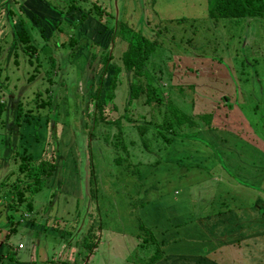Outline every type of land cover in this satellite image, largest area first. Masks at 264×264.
Masks as SVG:
<instances>
[{"label": "rangeland", "instance_id": "1", "mask_svg": "<svg viewBox=\"0 0 264 264\" xmlns=\"http://www.w3.org/2000/svg\"><path fill=\"white\" fill-rule=\"evenodd\" d=\"M68 1H72L76 6L67 14L62 10L64 15H59L60 8L64 9L66 3L69 4ZM96 1L101 4L103 2L110 8L114 7L112 10L115 16L119 17L118 19H123V5L125 4L129 15L126 18L130 24L129 26H133L136 30V22L140 20H148L152 23L149 25L144 24L145 32L144 30L142 32L145 34L146 32L150 34L148 29L152 25L155 27L156 22H159L160 27L165 24H175L166 20L162 21L157 14L153 13L152 7L148 8L149 0ZM182 2L181 5L184 7L188 18L178 27H176V24L173 27L168 25L176 35L173 36L174 33H169L165 36L167 38V41L164 42L166 47L160 46L155 49L148 62H146L150 69V76L166 85V88L160 89L163 96H168L167 94L170 93L168 92L171 89L169 85H179L176 91L178 96H181V99H179L182 101L180 106L183 110L189 107L187 111L192 113L195 110L190 106L196 105V102L199 104L201 98H206L205 95L209 94L211 103L197 109L199 111L209 108L215 110V112H209L207 115H200L204 125L217 127L220 130L214 131V134L221 137L220 141L222 143L226 140L224 147H232V144L237 141L235 136L228 134L226 131H221V128L231 127V129H227L233 131L232 134L238 132L239 137L245 138L244 140L249 144L247 146L250 148L249 154L252 157L256 158L260 155L264 159V21H261L258 25L253 24L252 28L247 27L238 34L236 33L237 30L230 28V23L218 22L214 18L206 16V0H183ZM43 3L46 5H43ZM26 4L29 5L30 9L33 8V13H41L46 18L40 16L41 20L38 23L33 22L29 17L25 19L21 8H27ZM91 5V0H43L42 2L41 0H0V26L9 25L10 16L17 15V18L22 16L33 42L42 47L41 50L43 49L44 53L39 59L42 62L47 61L49 54H53L58 56L62 63L57 72L53 70L55 83L50 87L51 91H49L48 96L50 102L46 108L39 109H36V101L40 103L41 99H47V93L44 89L48 87L49 82L44 79V73H39L37 78L29 81L28 77L33 70V66L29 67L27 64H24L22 68L13 66L12 56L9 62L4 61L1 64L5 65L4 71L10 77L8 82H5L9 91V96L7 95L9 99L6 98L8 107L14 108L18 98L21 97L26 109H32L34 116H24V120L29 119V122L23 121L22 127L15 126L12 119H7L5 128H0V153L5 155L0 159V184L6 181L10 171L18 170L17 163H12L13 160L9 156L16 150L19 152V156H29L31 159L36 160L41 158L43 153L45 154L52 149L59 151L57 153L56 169L51 175L45 177L46 184L43 190L32 195L35 207L33 212L24 211L23 216L19 218L14 207L9 206L10 199L16 201L13 191L8 192L9 187L15 181L14 177L8 179L5 186H0V208L5 205L0 210V240L4 242L0 246L1 254L14 253L10 235L15 232L8 235L11 222L19 220V226L21 227L25 223V217H27L29 227L35 228L38 226L34 229V234L28 232L34 236L35 240H38L39 235L36 231L41 232L43 229L42 234L49 237V242L56 244L64 241L65 247H68L67 244L71 240L81 236L93 223H99L102 238L97 242L98 248L88 264H133V262L142 264L147 260L143 250L139 246H133L135 236L138 237L136 231H139L141 224H144L142 215H139V212L137 213L140 204L138 192L139 190L141 192L142 184L137 177V173L143 168L138 166V159L142 163H146L153 161L156 156H161L160 153H154L161 140L159 137L154 139V134L150 132L151 129L143 137L140 135L137 125H145L151 119L150 108L146 104H142V98L127 104L128 96H125V99L120 97V94L125 92V88L123 90L121 88L122 84L116 90L115 101L121 113L124 105L128 106L127 111L131 121L123 119L120 126L117 123H109L104 128L97 127L94 129V136L92 137L83 128L81 115L87 110V106H89L88 113L92 112L93 102H89L88 98L81 102L82 99L80 100L76 95L77 89L89 93L91 82L95 83L99 76L97 65L101 54L103 55L109 51V53H113L115 58L117 57L115 54H118L117 49L120 51V46L115 43L117 38L113 43L115 47L111 46V51L108 49L109 45H112L110 43L111 32L105 26L108 22L115 25L116 18H109V20L106 16H103L102 19L96 18L97 15L94 10L90 9L88 11ZM174 7L175 5L172 4L171 8ZM176 8L179 9L177 6ZM11 11H14L15 14H12ZM203 13L205 14L204 17L202 16ZM82 15L86 17L81 20ZM48 16L49 18H47ZM189 17L197 19L192 21ZM15 24L13 28L16 30L19 26L17 22ZM116 30V35L122 33L120 28ZM241 32L243 33L240 34ZM52 33H56L58 39ZM235 33L237 37L235 39L231 38L235 36ZM70 35L77 39V47H74L77 48V52L71 62L68 61L69 56L66 55L70 53L68 46L63 45V42ZM190 36H195L194 45L191 48L187 45V38ZM200 45L203 46L201 49H199ZM124 48L125 45L121 50ZM106 49L108 50L106 51ZM92 53L95 58L91 57ZM127 54L130 55V52ZM248 56L251 58H248ZM240 57L244 59L246 57L252 63V66L239 64ZM167 58L171 63H168ZM193 61L202 63V67L205 69L208 63L211 64L210 69L212 71H220L216 66L218 62L222 64L224 71H228L224 74L229 78H226V76L214 78V74L202 71V67L197 66ZM113 70L112 67V70H109L107 74H113ZM160 70L164 71L162 79L159 76ZM197 73L198 76L196 77ZM122 74H125V72ZM192 78L198 79V84L194 83L196 86L193 84V87H191L189 84L183 83V80L186 81V79ZM229 79H232V82ZM244 79H247V81H244ZM93 85L94 88L98 86L97 83ZM176 91L172 89V92ZM38 92H41V95L36 97L35 94ZM170 98L173 102L172 97ZM238 101L243 103L241 111L244 113V119H247V123L240 114L232 117L235 110L234 106ZM46 112H48V118L45 115ZM105 112L108 113L107 118L110 120L119 115L118 111L113 110L112 102L106 105ZM153 114L159 119L162 117V115L157 114V110ZM46 119H48V123H46ZM237 119H241L243 122L236 124ZM61 126L63 131L60 133ZM10 128L13 129V133L9 132ZM18 130L19 134L16 133ZM58 134H61L60 137H58ZM47 136L49 145L46 146L44 144ZM205 136L207 135L205 134ZM63 137H65L64 142ZM130 140H135V143L131 145ZM65 141L67 142L65 143ZM143 141H147V146L143 145ZM68 148H71L69 149L70 152L67 151ZM144 149L151 152H142ZM72 158H75V160H72ZM89 160L92 161L95 169L92 174L95 175L94 179L97 181L96 187L99 193L96 201L94 197L91 199L90 195V188L94 189L95 186L89 181ZM196 162L205 164L207 160L203 162L195 160ZM263 164L262 161L261 170H263ZM7 167H9V171L4 176ZM201 168L204 167L201 166ZM199 172L201 173L199 178L194 177V174L197 173L195 171L187 176L179 175L178 179L168 182L172 185H179L181 181L193 183L194 180L199 181L205 175L201 171ZM211 172L213 179H217V177L219 179L217 189V192L220 193V195L218 194L220 196L219 200L225 199L234 206L235 204L239 206L246 203L244 207L255 206L256 200L258 206L264 203L256 193V190H260V197L264 200V179L263 184H261L260 179L256 180V184L254 182L255 190L251 193L242 194L241 199L232 200V196H229L231 194L228 188L229 182L227 184L223 181L224 173L220 165L216 163ZM163 173L161 172V176ZM20 175L22 176V174ZM151 176L148 174L144 177L148 188L150 181H152ZM94 179L93 183L95 182ZM121 189L123 191H120ZM52 192L54 194L51 195ZM38 194L47 195L45 199L37 200ZM191 198L194 199L193 196ZM22 205L20 209H22ZM191 205H193L192 202ZM260 209H254V212L258 215L257 232L259 233L257 236L264 234V225L261 223L263 218H259V215L264 217V214ZM262 209L264 210V206ZM52 225L57 228V233L51 229L50 226ZM80 228V235H78ZM61 230L64 232L62 233L64 237L66 233L69 235L72 232L69 240L60 236ZM74 235L75 238L73 239ZM260 241L257 242L259 248L261 247L260 244L263 243ZM22 245V243L18 244V248H21ZM71 245L80 248L81 252L82 250L85 251L81 242L77 243L74 240ZM3 249L6 250L3 251ZM113 250L117 255L109 257L110 253L108 251ZM134 250L135 252H133ZM252 253L257 252L253 251ZM250 260L253 261V258H250Z\"/></svg>", "mask_w": 264, "mask_h": 264}, {"label": "crops", "instance_id": "2", "mask_svg": "<svg viewBox=\"0 0 264 264\" xmlns=\"http://www.w3.org/2000/svg\"><path fill=\"white\" fill-rule=\"evenodd\" d=\"M248 58L251 57L248 56ZM168 63L171 62L168 61ZM194 63L200 67L203 65L198 62ZM240 63L241 60H239ZM221 65L218 62L216 63L220 71H212L210 69L211 64L209 65V63L206 69L202 67L201 70L211 72L214 74V78L218 76L229 78L225 75L228 71H224ZM163 75L164 71L160 70L159 76L161 79ZM195 76L197 77L198 73ZM155 80L157 79L155 78ZM229 80L232 82V79ZM195 82L198 84V79L183 80V83L189 85ZM194 86L196 85L194 84ZM208 95H205L206 98H201L199 104L196 102V105H192L193 110H195V112H191L193 115H207L209 112H215L211 108L207 110L201 109L202 111L197 110L199 107L203 108L208 103H211ZM241 101L235 102L236 106H234L235 110L232 113V117L240 114L244 119V113L241 111V105H243ZM244 120L247 123V119ZM242 122L243 120L237 119L236 124ZM227 128L231 129V127L226 126L223 129L221 128V131H226L228 134L235 136L237 140L232 144V147L223 146L226 140L222 143L220 141L221 137L218 134H214V131H220L217 127L207 126L203 123L199 128L192 127L185 129V131H188L187 133L185 131L176 132L175 135L171 136L168 144L165 141L163 142V139L159 141L158 146L161 144L162 148L160 147L161 149H159L157 147L154 153H160L161 156H156L153 161L142 163L138 159V166H142L143 168L137 173V177L142 182L141 192L140 190L138 192L140 204L137 213L139 212V215H142L144 223L142 225L145 230L147 229L152 233L154 241L152 247L144 243L141 245V242L147 236L141 228H139V231H136L138 237L135 236L133 246H139L147 258L145 263L142 264H264V234L257 236L259 233L257 232L258 215L254 212V209L258 210L261 208L260 211L264 214V210L262 209L264 203L258 206L256 200L255 206L249 205L244 207L246 203L239 206L235 204L234 206L225 199L219 200L220 193L217 192L219 179L218 177L217 179H213L211 172V169L218 163L224 173L223 181L227 184L229 182L228 188L231 191L229 196H232V200L241 199L242 194L251 193L255 190L253 184L254 182L255 184L257 183V179H260V182L262 181L261 184H263L264 167L261 170V162H264V159L260 155L256 158L252 157L249 154L250 148L247 147L249 144L244 140L245 138L239 137L238 132L232 134L233 131ZM223 138L226 139L225 136ZM245 144L247 145L245 146ZM144 151L151 152L145 149L142 150V152ZM4 156L3 153H0V159ZM9 156L13 160L12 163L15 164V160L18 159L17 156L14 153H11ZM195 160L199 162L207 160V163H195ZM201 166L204 168H201ZM198 170L205 174L199 181L194 180L193 183L181 181L179 185H172L168 182L178 179L179 175L187 176L195 171L197 173L194 174V177L199 178L201 173ZM8 171L9 167L6 168L4 176ZM161 172H164L162 176ZM148 174L152 175L153 181H150L149 188L144 178ZM163 187L165 188L163 189ZM258 191L256 190V193L259 195L258 198L264 202L260 197V190ZM46 195L38 194L36 199H45ZM240 199L239 201H241ZM191 202L193 205H191ZM32 205L35 208L33 201ZM4 207L5 205L1 208ZM17 214L21 218L18 212ZM259 218H263L261 223L264 225V217L259 215ZM25 219V223L21 227L18 221L14 234L10 235L8 233L11 236L12 246H14L12 251L14 253L7 252L1 254L0 250V264H88L91 262L98 244L92 250L83 245L82 242L86 239L89 229L86 228L87 230L81 236H78L77 239H74L77 233L73 237L77 243L81 242L82 248L84 247L85 251L83 252L82 250L81 252L80 248H75L74 245H71L74 240H71L67 244L68 247H65L64 241L56 244L49 242V237L42 234L43 229L41 232L36 231L39 235L38 240H35L32 234L35 233L34 229L38 226L35 228L29 227L27 217ZM93 224L95 226L94 234L96 235L99 232L98 239L100 240L102 238L101 230L99 229L98 231L97 224ZM50 227L53 232L57 233L55 225ZM29 231L32 234L28 233ZM80 231L81 228L78 231V235H80ZM62 233L64 232L61 230L60 236L64 237ZM5 234L7 235L6 232ZM71 234L72 232L69 235L66 233L64 238L69 240ZM148 238L151 240V237L148 236ZM259 240L263 242L260 244V248L257 244ZM0 241L1 246L4 242ZM20 243L23 245L21 248H18V244ZM257 249L259 250L257 251ZM253 251L257 253H252ZM108 252L110 256L106 255L109 257L117 255L115 254V250ZM152 256L156 258L154 261L151 259ZM250 258H253V261ZM133 264H137V262H133Z\"/></svg>", "mask_w": 264, "mask_h": 264}, {"label": "trees", "instance_id": "3", "mask_svg": "<svg viewBox=\"0 0 264 264\" xmlns=\"http://www.w3.org/2000/svg\"><path fill=\"white\" fill-rule=\"evenodd\" d=\"M42 1L43 0H41V2ZM157 1L160 4L156 3ZM182 1L183 0H149L148 8L151 6L153 12L157 14V16L162 21L166 20L169 23L174 22L176 24V27H178L182 22L186 20V18H188L185 13L184 7L181 5L183 4ZM206 1V16L208 18H214L218 22L223 21L230 23V28H233V30H237L236 33L240 32L241 30L247 27L250 29L252 28L253 24L258 25V23L264 21V0ZM68 2L69 4L66 3L64 9L60 8L61 11L59 12V15L63 16L64 13H69L76 6L74 3H72V1ZM155 3L156 5H154ZM91 4L92 5L91 7H89L88 11H90V9L94 10L95 14L97 15L96 18L102 19L103 16L108 17L107 20H109V18H116L115 25L110 24L108 22V24H105V26L106 29L111 32L110 43L112 45H109L108 49H110L111 51V46H113V48L115 47L113 43L117 38V41L115 43L120 46V51L117 49L118 54H115V56H117L115 58L113 53H109V51L107 53L105 52V54L103 55L101 54V58L99 59L97 65V71L99 70V76L96 79L95 83L91 82L89 93L77 89L76 95L78 98H80V100L82 99L81 102H83L85 98H88L89 102H93L92 112L88 113L89 106H87V110H85V112L81 115V118L83 119V128L85 129V131L88 132L89 136H94L93 131L97 127L104 128L109 123H117L118 126H120L121 121L123 122V119H125V121H131L127 111L128 106L124 105L123 112L121 113L119 112L117 102L115 101L116 90L121 84V88L122 90L125 88V92H120V97L125 99V96H128L127 104H131L133 100H138L142 98V104H146L150 108L152 116L151 119L148 120L145 125H137L140 131V135L142 137L151 129L150 132L154 134V139L159 137L160 140L163 139V142L165 141V143L168 144L171 139V136L175 135L176 132L179 133L181 131H185V129L187 128L201 127V124H203L204 122L201 119L200 115H193L190 111H187L189 110V107H186V110H183L181 108L180 104L182 103V101L179 100L181 99V96H178V92L176 91V89L179 88V85H169L171 89L168 92L170 93L167 94L168 96H163V93H160V89L162 90L163 88H166V85L161 83L159 80L156 81L154 77L150 76V69L146 65V62H148L150 56L152 55L155 49H158V47L160 46L166 47L164 45V42L167 41V38L165 36H167L169 33H174L172 32L173 29L170 26L173 27L175 24H165L160 27L161 25H159V22H156L155 27H153V25L152 27H149L148 32L150 34H147V32L145 34V25H149L152 23H150V21L148 20H140L139 22H136V30L133 26H129L130 24L127 22L126 19L127 17H129V15L127 14V7L125 6V4L123 5V19H118L119 17L115 16L114 11L112 10V8L114 9V7L110 8L106 4H103V2L101 4L98 3L96 0H93V2L91 0ZM172 4L175 5L174 8H171ZM43 5L46 4L43 3ZM176 6L179 7L180 10L177 9ZM62 10L64 11V13H62ZM21 12L25 19L29 17V19L33 20V22L35 23H38L41 20V17L46 18L41 13H33V8L30 9L29 5H27V8H21ZM11 13L15 14L14 11H11ZM52 16L54 17L55 15ZM202 16L204 17L205 14L203 13ZM85 17V15H82L81 20ZM16 18L17 15H14L12 17L10 16V21H8L9 25L0 26L1 129L5 128L7 119H12V122L15 126L22 127L23 121H26V123L29 122V119L24 120V116H34L32 109H26V105L24 104V101L21 97L18 98L14 108L8 107V102L6 101V98L9 99V91L5 82H8L10 77L4 71L5 65L1 64L4 61L9 62L12 56L13 66H18L19 68L24 67V64H27L29 67L33 66V70L30 72L28 77L29 81H33L35 78H37L39 73H44V79L49 82L48 87L44 89V91L47 93V99H41L40 103L36 101V109L46 108L47 104L50 102V98H48L49 91H51L50 87H52V85L55 83L53 79V70L54 72H57L62 64L60 62V58L53 54H49L48 60L42 62L39 59L40 56H42V54L44 53L43 49L41 50L42 47L37 46L33 42L31 34L28 32L25 26V19L22 16L18 17L17 19ZM47 18H49V16ZM189 18H191L192 21H195L197 19L195 17ZM16 22L19 28H16L15 30V28H13V25ZM138 23L141 25H139ZM117 28H120L122 32L120 35H116ZM142 30H144V32H142ZM193 33L195 32L193 31ZM236 33L235 36L230 37L235 39L237 37ZM242 33L243 32H241L240 34ZM52 35H54L55 38L58 39L56 33H52ZM172 35L175 36L176 33ZM193 41H195V36H190L187 38L188 47L191 48V46L194 45ZM63 45L68 46L70 53H67L66 55L69 56L68 61L71 62L77 52V48H74L77 47V39L74 36L70 35V37L67 38L65 42H63ZM124 45L125 48L121 50ZM202 47L203 46L200 45L199 49H201ZM108 49H106V51ZM128 52H130V55L127 54ZM91 57L95 58V55L92 53ZM241 64H245L249 67L252 66V63L249 62L246 57L245 59L241 58ZM112 67L114 68V72H112L113 74H107L109 70H112ZM124 72L125 74H122ZM244 81H247V79H244ZM96 83L98 84V86L94 88L93 84ZM190 86L193 87V84H190ZM172 89L176 92H172ZM40 95L41 92L35 94L36 97H39ZM170 97H172L173 102L171 101ZM109 102H112L113 110L119 112V115L112 120L107 118L108 113L105 112V107ZM190 107H192V105ZM155 110H157V114L159 116L162 115L160 119L159 117L155 116V114H153L155 113ZM47 113L48 112H46L45 115L48 118ZM45 121L46 123H48V119H46ZM60 128L61 133L63 131L62 126ZM12 130L13 129L10 128L9 132L13 133ZM16 133L19 134V130L16 131ZM60 135L61 134H58V137H60ZM46 138L47 139H45V145L47 146L49 145L47 141L48 136ZM62 139L64 142L65 137H63ZM66 142L67 141H65V143ZM134 143L135 140H130L131 145H133ZM147 144V141H143V145L147 146ZM160 147L162 148L161 144L160 146H158V148L161 149ZM69 149L71 148H68V152H70ZM58 152V150L52 149L49 152L47 151L45 154L43 153L42 157L37 160L31 159L29 156H19V152L17 150L14 152V155L18 158L17 160H15L17 163L18 170H12L7 176L6 181L11 177L15 178V181L9 187L8 192L13 191L16 201L10 199L9 206L14 207V210L18 212L20 216H23L24 211L30 213L33 212L34 208L31 201L32 195L39 192L43 188L46 183L45 177L51 175L56 169V159ZM125 153L128 154L127 151H125ZM72 160H75V158H72ZM88 167L90 176L89 181L95 186L94 189L90 188V195L91 197H94L96 201L99 193L98 188L96 187L97 181L96 179H94L95 175L93 176L92 174L95 169L91 160H89ZM125 167L127 168V166ZM20 174H22V176ZM93 179L95 180L94 183L92 182ZM6 181L2 182L0 186H5L7 183ZM120 191H123V189H121ZM21 205L22 209H20ZM18 221L19 220L11 222V227L8 233L15 231ZM97 228L98 231L101 228L99 226V223H97ZM140 228L143 229V232L145 231L144 233L147 236V238H144L145 240L141 242V245L142 243H144L149 246L151 245L150 247H152V244H154L152 233L149 232V230L147 229L145 230L142 224ZM94 230L95 226L93 224L87 232V238L82 242L83 245L86 246V248H88L89 250H92L94 247H97V242L99 241V232L95 235ZM148 236L151 237V240L148 238ZM151 259H153L154 261L156 258L152 256Z\"/></svg>", "mask_w": 264, "mask_h": 264}]
</instances>
